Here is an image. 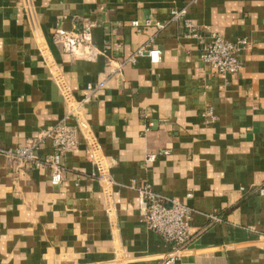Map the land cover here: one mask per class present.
Instances as JSON below:
<instances>
[{"label": "crops", "instance_id": "crops-1", "mask_svg": "<svg viewBox=\"0 0 264 264\" xmlns=\"http://www.w3.org/2000/svg\"><path fill=\"white\" fill-rule=\"evenodd\" d=\"M183 8L203 37L249 40L237 75L201 61L202 40L169 19ZM85 24L97 55L63 53L54 27ZM140 47L158 62L113 72ZM53 74L76 99L105 82L84 113L109 179L84 143L55 158L59 184L5 152L64 118ZM132 181L197 210L175 264H264V0H0V264H161L171 245L146 227Z\"/></svg>", "mask_w": 264, "mask_h": 264}, {"label": "built area", "instance_id": "built-area-1", "mask_svg": "<svg viewBox=\"0 0 264 264\" xmlns=\"http://www.w3.org/2000/svg\"><path fill=\"white\" fill-rule=\"evenodd\" d=\"M185 19L186 36L202 40L200 58L216 74L223 76H235L241 68L240 55L250 47L246 37H238L235 40H227L217 33L208 32L206 37L197 30L194 24L185 18V8L171 10L170 20ZM152 21L146 20L144 27L150 26ZM133 27L139 26L138 21L131 22ZM161 27L162 24L154 22ZM91 24H85L75 29H65L58 25L52 31L53 41L60 46L63 53L80 51L87 58H94L97 51L93 46L91 36ZM147 56L152 62H158L159 51L157 49L138 48L124 62L117 63L114 73H120L126 62L134 63L140 56ZM57 88L68 106L64 118L56 124L49 126L39 132L30 144L8 149L5 152L15 157L21 164H30L34 169L47 168L51 172V183L59 184L62 178V167L56 162V157L75 150L80 143H84L90 162L96 165L99 179H109L102 164V154L97 139L84 113L85 105L92 99L95 92L105 87V82L87 84L86 93L81 99H76L73 92L60 74H53ZM208 109L210 119H215ZM153 124L148 123V127ZM146 128L145 130H147ZM50 142L53 153L50 157H44L40 149L44 142ZM155 154L147 156L146 161H152ZM110 183L111 180H109ZM131 188L138 194L139 208L146 227L161 236L165 242L171 245L172 251L165 256L161 264H175L178 254L187 247L191 241V222L197 210L175 198H167L147 184L132 181ZM257 193L264 196V185L257 188ZM219 220L216 216H209Z\"/></svg>", "mask_w": 264, "mask_h": 264}]
</instances>
